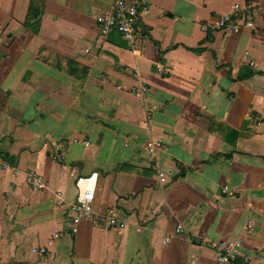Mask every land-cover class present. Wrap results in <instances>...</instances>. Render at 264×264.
Listing matches in <instances>:
<instances>
[{"label": "crops", "instance_id": "0c3cea01", "mask_svg": "<svg viewBox=\"0 0 264 264\" xmlns=\"http://www.w3.org/2000/svg\"><path fill=\"white\" fill-rule=\"evenodd\" d=\"M138 1L101 37L111 0H0V264H216L237 237L264 262V0ZM235 5L255 31L217 29ZM73 166L99 175L76 234Z\"/></svg>", "mask_w": 264, "mask_h": 264}, {"label": "built area", "instance_id": "2783aa9c", "mask_svg": "<svg viewBox=\"0 0 264 264\" xmlns=\"http://www.w3.org/2000/svg\"><path fill=\"white\" fill-rule=\"evenodd\" d=\"M144 10L142 3L138 0H111L108 9L98 15L96 18L101 37H107L112 33H118L123 37H132L137 29L141 12ZM235 13L224 15L218 22L217 29L221 31H236L241 27L256 30L255 21L252 13L249 10H244L240 5H235ZM254 66L253 61L250 62ZM142 92L146 91V87H140ZM138 93H142L136 91ZM76 142V141H75ZM83 144H89L88 141H82ZM69 142L64 141L54 145L55 160L59 163H66L65 149L69 147ZM161 148L158 142H149L147 149L149 152V161L157 160V152ZM10 167L9 163L0 156V168L7 170ZM71 174L76 176V186L78 189L77 197L74 201L68 202L61 194H58L60 207H68L73 213L72 228L73 234L78 232L79 225L82 221L93 218L94 203L96 200V189L98 183V173H93L90 176L79 175L77 167H70ZM159 179L162 183L166 182V176L161 171ZM28 181L38 190H44L47 187L45 179L37 174L31 173ZM111 227L124 228L125 223L119 224L116 221H111ZM253 222L247 223V230L252 229ZM243 238L237 237L234 239H219L211 243V247L217 252L216 264H251V254L243 253ZM39 255H46V249L42 248L35 251Z\"/></svg>", "mask_w": 264, "mask_h": 264}, {"label": "water", "instance_id": "95a60500", "mask_svg": "<svg viewBox=\"0 0 264 264\" xmlns=\"http://www.w3.org/2000/svg\"><path fill=\"white\" fill-rule=\"evenodd\" d=\"M262 264H264V262Z\"/></svg>", "mask_w": 264, "mask_h": 264}]
</instances>
